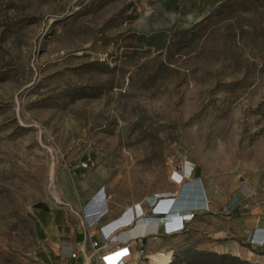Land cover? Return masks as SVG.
Listing matches in <instances>:
<instances>
[{
  "label": "rangeland",
  "instance_id": "374dc122",
  "mask_svg": "<svg viewBox=\"0 0 264 264\" xmlns=\"http://www.w3.org/2000/svg\"><path fill=\"white\" fill-rule=\"evenodd\" d=\"M187 161L213 206L150 257L264 264L233 226L264 203V0H0V264H38L81 189L174 193Z\"/></svg>",
  "mask_w": 264,
  "mask_h": 264
},
{
  "label": "crops",
  "instance_id": "0c3cea01",
  "mask_svg": "<svg viewBox=\"0 0 264 264\" xmlns=\"http://www.w3.org/2000/svg\"><path fill=\"white\" fill-rule=\"evenodd\" d=\"M195 192H197V190ZM101 194H105L107 211L100 217L96 215L92 216L91 210H94V208L98 209L99 203L96 201V199ZM205 195L207 198L206 192ZM157 199H155L152 206H149L147 213L165 215L166 212L164 210L156 209ZM200 199L202 198H200V194L197 192L195 200L199 202L198 204H203V202H200ZM146 200L153 201V196L148 194L144 195L143 198L118 199L114 197V194L109 189L108 185L102 181L95 182L87 188L81 189V191L76 194L75 199L73 198L71 200H67L71 207H75L77 209L78 212H76V216H74L70 210L65 207L47 214H39V221L42 227V238L39 246L36 249L38 264H106L99 257V255H90L91 247L85 235L86 229L88 227L93 229L96 233L95 237L99 239V230L102 228L106 230L117 222L124 221L126 218V215L122 216V214H124L122 213L124 210H130V206H132L134 203L144 206V204H146ZM91 205L94 208H91ZM211 205L212 204H210L208 201V206L210 207ZM153 214H150V219H153ZM157 216L159 217L160 215H155L154 217ZM114 219L116 220L112 221ZM108 222V226L103 225ZM262 222H264V203H256L251 205L248 215L237 217V219L233 221V226L237 229L238 233L245 236L249 242L253 229L256 227H262L260 226L263 225ZM147 224L149 227V223ZM134 226L118 230L116 240L100 239V244L102 245L99 250L100 253L114 248L118 242L132 238L135 235L142 234L140 231L132 232L131 229ZM147 230L143 232L146 234L142 238V246L145 255L152 256L161 252L160 250H162V246H160V244L158 246L155 245L156 240L154 239H157V236L163 234L165 230L161 223L156 226V230ZM258 230H264V227L257 229L256 232H258ZM152 233H156V235ZM139 244L140 243L136 241L130 244V254L124 258V263L138 264ZM251 245L254 247L256 246L254 244ZM72 250L76 251V256L74 257L70 255ZM154 260L156 261L157 259L154 258L153 261ZM153 261L151 264H154Z\"/></svg>",
  "mask_w": 264,
  "mask_h": 264
},
{
  "label": "built area",
  "instance_id": "2783aa9c",
  "mask_svg": "<svg viewBox=\"0 0 264 264\" xmlns=\"http://www.w3.org/2000/svg\"><path fill=\"white\" fill-rule=\"evenodd\" d=\"M187 165H189L191 167V169H190V172H191L192 168H193L192 165L188 164V163H187ZM183 171H184V167L180 171L173 170L172 176H171L172 180L180 183L184 179ZM175 172L177 174H175ZM176 175H179V176L176 177ZM160 195L161 194H154L153 195V201H147L146 200L147 205L144 204V206H143V205L134 203L132 206H130V210L129 209L124 210L122 212V213H124V214H122V216L126 215L125 220L117 222L112 227L107 228L106 230H104L103 228L101 230H99L98 231L99 239L97 237H95V234H96L95 231L93 229H91L90 227H88L86 229L85 235H86V238L88 239L90 247H91L90 255H92V256L99 255V257L106 264H126V263H124L123 260L125 257H127L130 254L129 246L132 242L136 241V242L140 243L138 246V256H139L138 264H151L153 259L150 256L145 255L144 249L142 246V238L145 236L146 233H142L140 235H135L132 238L125 239L121 242H118V243H116L114 248L106 250L105 252H102V253H100V251H99L100 248L102 247V245L100 244V239L116 240L118 230L125 229L127 227H132L138 222L150 223V220H148V219H150V214H153V213H147L148 208H149V206L153 205V202L155 201V199L161 197ZM97 199H98L99 206H98L97 212H95V215L100 217L107 211V205L105 203V194L99 195ZM197 209H203V210L208 209V203H207L206 197H205V200L203 201V204L198 205L196 208L187 209L190 212L189 216L191 217L193 215L194 211ZM91 214H92V211H91ZM95 215H93V216H95ZM155 215H160V216L154 217ZM161 215L162 214H153V218H161L162 217ZM115 220L116 219H114L112 221H115ZM117 220H118V218H117ZM107 224H109V222L105 223L103 225H107ZM101 227H104V226H101ZM263 227L264 226L254 228V231L252 232V235L250 237V241L252 244L264 245V239L263 238L255 237L257 229L263 228ZM164 230L167 231L166 228H164ZM176 230H178V229H176ZM172 231H175V230H172ZM70 255L72 257L76 256V251L72 250Z\"/></svg>",
  "mask_w": 264,
  "mask_h": 264
},
{
  "label": "bare ground",
  "instance_id": "6f19581e",
  "mask_svg": "<svg viewBox=\"0 0 264 264\" xmlns=\"http://www.w3.org/2000/svg\"><path fill=\"white\" fill-rule=\"evenodd\" d=\"M188 161L186 162V164L184 165V171H183V175L184 178H186L185 180L181 181L182 183L179 184L178 188L174 191V193H170V192H164L165 190H159L160 192L158 194H161L160 198L157 199V203H156V209L157 210H164L166 213L165 215L163 214L161 218H154V219H148L150 220L149 223V227L148 224L145 222H140L137 223L131 230L132 232H138L140 231L141 233H143L145 230L150 229L152 231L156 230V226L159 225L160 223L164 226V228H166L168 231H172V230H176L179 229L182 225L185 219H188L189 216V211L187 209H190V207H188L190 204L187 201L182 200L181 197L186 196L187 195V189L188 185H187V181H192V177L189 176L191 174L190 169L191 167L189 165H187ZM189 164V163H188ZM175 174H177L175 172ZM179 175H176V177ZM184 182V183H183ZM158 192V191H157ZM205 188L202 186V194L201 191H199L200 194V202H203L205 200ZM181 198V199H179ZM184 199V198H183ZM96 201H98V199H96ZM178 202V203H177ZM177 203V205H181V206H185L184 209H181L180 211H177L176 209H170L172 208V206ZM180 203V204H179ZM199 202H197L196 200L193 201L194 207L196 208ZM91 208H94L91 205ZM92 211V216L95 215V212H97V208ZM178 214V215H177ZM158 217V216H157ZM149 231V230H147ZM256 237H261L264 239V230H258V232H256ZM155 264H161V262H158L157 260L153 261Z\"/></svg>",
  "mask_w": 264,
  "mask_h": 264
}]
</instances>
